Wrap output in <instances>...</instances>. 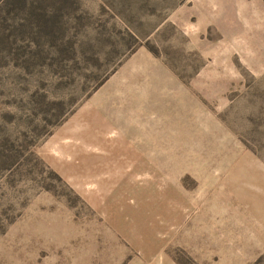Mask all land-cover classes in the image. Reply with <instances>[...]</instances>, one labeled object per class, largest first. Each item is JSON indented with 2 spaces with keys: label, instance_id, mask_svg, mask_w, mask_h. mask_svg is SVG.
<instances>
[{
  "label": "rangeland",
  "instance_id": "obj_1",
  "mask_svg": "<svg viewBox=\"0 0 264 264\" xmlns=\"http://www.w3.org/2000/svg\"><path fill=\"white\" fill-rule=\"evenodd\" d=\"M0 264H264V0H0Z\"/></svg>",
  "mask_w": 264,
  "mask_h": 264
}]
</instances>
